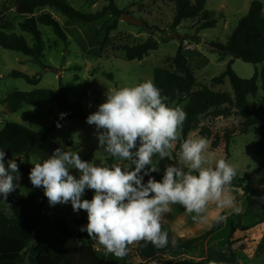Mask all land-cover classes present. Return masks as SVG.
<instances>
[{
	"label": "rangeland",
	"instance_id": "obj_1",
	"mask_svg": "<svg viewBox=\"0 0 264 264\" xmlns=\"http://www.w3.org/2000/svg\"><path fill=\"white\" fill-rule=\"evenodd\" d=\"M15 0H0V25L8 22L12 26V32L19 34L17 23L20 19L14 11ZM71 7L84 13H95L100 11L106 2L98 0L91 3L90 0H66ZM192 2L195 0H191ZM205 10L212 12V20L217 23L211 29H199L198 19L185 20L179 26L173 28V16L175 6L168 0H114L116 7L123 13L134 18L135 23L129 24L122 20L109 16L97 23L85 24L78 21L68 20L52 9H46L60 24L68 37L67 43L59 41L53 35L50 28L39 26L42 35L43 53L40 64L30 61L21 53L6 51L0 48V99L4 98L11 91L31 92L34 90L57 91L59 84L68 85V99L70 102L80 103L82 109L88 116L98 110V106L105 102L106 92L112 88L133 86L145 80H153V71L156 68L168 69L169 60L172 59L178 48L179 39L185 38L182 44L183 54L187 58L189 67L193 70L196 79V89L206 87L214 92L232 94L228 81L223 85L213 86L211 80L223 73L229 63L231 69L241 79H250L255 70L264 73V63L252 65L241 60L225 57L220 59L217 52L204 48L203 44L211 46L225 44L228 36L237 25L238 21L247 14L251 2L258 1L264 5V0H205ZM116 20V29L109 33V42L100 51L101 44L106 36V27L111 26ZM146 26L155 27L163 32L169 39L162 42L159 34L151 36L146 30ZM101 30L100 36L95 34V30ZM31 44L28 35L23 34ZM158 41V49L150 52L142 60H126L123 48L134 46L145 42L148 38ZM49 68V69H44ZM78 68V69H75ZM12 70L25 73L29 76L38 75L40 82L33 86L27 84L22 79L8 77ZM111 75V79L107 77ZM258 86L259 83H258ZM261 91H259V96ZM253 102L249 99V103ZM184 106V104H179ZM64 113L56 103H37L26 106L17 113H10L0 105V130L8 122L19 123L32 131H38L42 126H49L53 120ZM211 112L206 117L200 118V126H209L212 131L211 139L216 136L219 140V149L213 151L217 158H224L229 163L238 166V173L232 182L231 193L236 204L241 208L239 214L231 213L230 210H223L221 214L226 215V219L221 224V229L195 243L190 251L182 250L176 258H156L154 260H142L134 249L136 245L130 246L128 254L120 259L112 254H105L102 247L97 250L95 242L91 239L93 248L103 261H117L123 264H177L182 260L201 261L216 252L224 249L228 239L234 244L239 264H264V223L257 224L264 216V168L258 172L254 171L264 166V145H262L257 128L251 129L247 134L240 135L242 119L234 111H228L224 116L213 118ZM95 125L85 124L79 120L65 121L54 131L47 140L57 148L78 152L81 158L87 157L86 161L93 162L98 166L111 158L103 153L98 144ZM198 137V131L194 130L188 137ZM225 138H229L225 142ZM227 145V148H226ZM225 150H227V155ZM135 151V149H133ZM209 151L210 148H209ZM175 148L171 153L170 160H173ZM15 159L19 166L20 179L14 181L20 196L15 197L14 207L5 202L0 196V212L10 217L12 215L21 216L24 213L25 199L29 195L27 181L21 173L24 164L22 158ZM168 158L159 159L154 157V162L158 161L159 171L163 174ZM33 162H40L38 158L32 156ZM41 163V162H40ZM113 163H126L117 161ZM7 166V163H5ZM177 164H180L178 158ZM70 174L79 178L76 169H70ZM248 175L249 194L256 202V205L247 206L242 191L235 187V183ZM87 191L82 199L87 198ZM89 200V199H88ZM210 210L216 211L214 205L209 206ZM171 212L165 214L162 226L169 234V239L176 240V245H181L189 239L205 234L215 220L201 224L194 222L191 215L179 205L171 206ZM62 214L67 218L70 228L78 234V227L74 220L83 216L88 223L87 212L80 210L74 212L71 203L57 204L46 207V219L41 224V228L47 232L51 241L57 237V233L52 229L51 216ZM237 216H243L237 219ZM239 222L240 226H253L252 229L242 232L240 229L234 230V226ZM87 233V232H86ZM243 241L239 242L240 239ZM33 243L30 247H33ZM27 256V252H26Z\"/></svg>",
	"mask_w": 264,
	"mask_h": 264
},
{
	"label": "trees",
	"instance_id": "obj_2",
	"mask_svg": "<svg viewBox=\"0 0 264 264\" xmlns=\"http://www.w3.org/2000/svg\"><path fill=\"white\" fill-rule=\"evenodd\" d=\"M94 3L98 0H90ZM106 2L100 11L95 13H84L71 7L66 0H15L14 11L20 19L17 27L19 34L12 32V26L6 22L0 25V48L6 51L21 53L30 61L40 64L43 53L42 35L39 26L51 29L57 40L67 43L68 37L57 20L46 9H52L68 20L78 21L85 24L97 23L109 16L118 19L122 12L114 4V0H103ZM145 1V0H140ZM174 4L173 28L179 26L185 20L198 19L200 28L211 29L216 25L212 20V12L205 10V0H168ZM116 29V20L106 27V36L101 44L100 51L109 42V33ZM102 28L95 30V34L100 36ZM151 36L159 34L162 42H167L168 37L155 27L146 26ZM28 35L31 44L26 40ZM184 37L179 39V48L175 56L169 60L168 69L156 68L153 71V81L161 89V94L168 97L166 103L170 106L174 104H184L183 108L187 113V118L183 125L182 138H188V134L194 130L198 131V137H205L209 141L211 151L219 149V140L216 136L211 139L212 131L209 126H200V118L206 117L211 112L213 118L224 116L228 111H234L242 119L240 135L247 134L251 129L257 128L262 145H264V73L255 70L250 79L239 78L231 69L229 63L223 73L211 80L213 86L223 85L229 82L232 94L214 92L209 88L200 87L196 89V79L193 70L189 67L187 58L183 54L182 44ZM215 52L222 60L225 57L241 60L244 63L259 65L264 63V5L258 1L251 2L247 14L242 17L225 44L214 45ZM158 49V41L150 37L145 42L126 46L123 48L126 60H142L150 52ZM44 69H49L45 68ZM78 69V68H75ZM8 77L22 79L27 84L36 86L40 82L38 75L29 76L25 73L12 70ZM111 79V75H107ZM258 83L260 86H258ZM68 85L59 84L57 91L34 90L31 92L11 91L4 98L0 99V105L10 113H17L26 106L37 103L54 102L58 108L64 111L63 117L59 115L49 126H42L38 131L14 122H8L0 130V149L5 151V163L12 158H22L24 164L21 173L27 181L29 195L25 199L24 213L21 216H6L0 212V264H123L117 261H103L93 248L92 241L88 238L86 231L80 229L84 227L86 219L83 216L76 218L74 224L78 227V234H75L69 226L67 218L60 214L51 216L52 229L58 235L51 241L47 232L41 228L45 221V210L48 200L44 196L43 188H36L29 179L31 167V157L36 147L45 143L58 128L57 124L65 121L79 120L85 124L88 114L82 109L80 103L70 102L68 99ZM259 91L261 95L259 96ZM249 99L253 102L250 104ZM229 138H225L227 143ZM227 148V145H226ZM179 142L175 146L173 160L168 159V165L177 164ZM227 155V150H225ZM86 161L87 157L81 158ZM113 158L107 159L102 166H110ZM134 167V166H133ZM264 166L258 167L254 173ZM157 181L162 179L163 174L157 172L150 173ZM148 176L144 177L146 183ZM248 175L235 183L244 196L248 207L256 205V202L249 194ZM233 185V184H232ZM231 185V186H232ZM94 190L88 189L87 198L92 199ZM4 200L3 196L0 195ZM20 196L16 189L7 197L10 207H14L15 197ZM264 206V203H260ZM243 216H237L240 219ZM264 217V216H262ZM264 223V218L257 224ZM163 230L164 227L162 226ZM253 226H240L239 222L234 226V230L240 229L246 232ZM221 229L220 222H213L208 231L202 236L189 239L181 245H169L165 248H156L151 243L144 246L143 242L136 244L135 253L142 260H154L156 258H176L182 250L190 251L192 246ZM166 231V230H165ZM242 239L239 242L243 241ZM33 243V247L30 244ZM233 243L228 239L224 249L216 252L201 261L182 260L177 264H239L238 257L233 249ZM27 252V256H26Z\"/></svg>",
	"mask_w": 264,
	"mask_h": 264
},
{
	"label": "clouds",
	"instance_id": "obj_3",
	"mask_svg": "<svg viewBox=\"0 0 264 264\" xmlns=\"http://www.w3.org/2000/svg\"><path fill=\"white\" fill-rule=\"evenodd\" d=\"M167 100L148 79L108 90L105 102L87 117L86 122L95 125L103 153L126 163L98 166L82 160L78 152L57 148L42 163L33 162L29 173L32 185L43 188L50 205L71 203L74 212L85 210L88 223L80 230L87 232L97 250L102 247L105 254L116 258H124L130 246L140 242L158 249L167 247L169 234L162 222L174 204L201 224L224 221L223 210L241 212L231 193L238 166L209 151L205 137L183 139L187 113L182 105L170 106ZM177 142L180 164L166 166L157 181L150 175L159 171L154 157L170 159ZM70 169L78 170L79 178L70 174ZM19 179L16 160L9 159L6 166L5 151L0 149V195L4 201ZM86 189L94 190L91 200L82 199ZM210 205L215 206V212ZM176 243L171 241L172 246Z\"/></svg>",
	"mask_w": 264,
	"mask_h": 264
},
{
	"label": "crops",
	"instance_id": "obj_4",
	"mask_svg": "<svg viewBox=\"0 0 264 264\" xmlns=\"http://www.w3.org/2000/svg\"><path fill=\"white\" fill-rule=\"evenodd\" d=\"M54 152V146L46 141L42 145L36 147L33 151V155L42 163L45 159L49 158Z\"/></svg>",
	"mask_w": 264,
	"mask_h": 264
},
{
	"label": "water",
	"instance_id": "obj_5",
	"mask_svg": "<svg viewBox=\"0 0 264 264\" xmlns=\"http://www.w3.org/2000/svg\"><path fill=\"white\" fill-rule=\"evenodd\" d=\"M122 20H125L129 24H134L135 23L134 18L131 17V16H128V15H122ZM202 46L204 48L208 49V50H211V51H215L216 50L214 46H211L209 44H203Z\"/></svg>",
	"mask_w": 264,
	"mask_h": 264
}]
</instances>
